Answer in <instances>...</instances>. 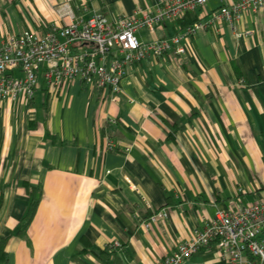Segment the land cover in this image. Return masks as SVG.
I'll return each instance as SVG.
<instances>
[{
  "label": "crops",
  "instance_id": "1",
  "mask_svg": "<svg viewBox=\"0 0 264 264\" xmlns=\"http://www.w3.org/2000/svg\"><path fill=\"white\" fill-rule=\"evenodd\" d=\"M65 1L0 0V41L66 25L56 11ZM69 1L77 16L98 12L109 21L155 12L159 3L93 0L84 12L80 0ZM220 6L208 0L137 35L169 37L213 20ZM233 25L215 20L184 39L185 53L131 65L116 101L79 78L54 94L42 75L32 99L0 100L5 264H158L217 208L264 197V6ZM26 184L40 201L21 232ZM157 210L168 215L147 227ZM114 241L121 246L101 255ZM181 264L224 261L210 245Z\"/></svg>",
  "mask_w": 264,
  "mask_h": 264
},
{
  "label": "built area",
  "instance_id": "2",
  "mask_svg": "<svg viewBox=\"0 0 264 264\" xmlns=\"http://www.w3.org/2000/svg\"><path fill=\"white\" fill-rule=\"evenodd\" d=\"M92 1L80 0L81 10L87 11ZM218 1L221 6L213 20L196 21L174 35L149 42L139 39L140 28L152 30L156 24L184 18L208 0H159L155 12L143 11L140 17L134 14L116 21L98 12L87 18L77 16L69 0L62 2L56 11L69 19L66 25H55L44 34L26 30L0 41V100L32 99L42 75L54 94L67 80L79 78L93 88L106 90L109 100L116 101L131 65L167 53L183 54L186 37L207 29L215 20H228L233 25L242 15L256 13L264 6V0ZM114 147L109 140L108 148ZM167 215L166 210H157L145 225L150 227ZM210 245L218 248L224 264H264V197L235 209L217 208L204 227L195 229L190 239L177 244L158 264H181Z\"/></svg>",
  "mask_w": 264,
  "mask_h": 264
},
{
  "label": "trees",
  "instance_id": "3",
  "mask_svg": "<svg viewBox=\"0 0 264 264\" xmlns=\"http://www.w3.org/2000/svg\"><path fill=\"white\" fill-rule=\"evenodd\" d=\"M188 14H186L184 16V19L187 17ZM182 19V18H181ZM27 188H28V192L30 194V204H29V208L27 209V212L24 216L23 222L21 224V232H23L24 230H26V228L28 227L29 223L31 222V220L33 219V216L36 213L39 201H40V197H37V195H35L36 192V188H34L33 186H30L28 184ZM10 238V234L9 235H2L0 236V264H5L8 262L9 260V255H8V251H7V243L8 240ZM121 245L118 246H113L112 244L110 245V247L105 248L102 252V254H106L108 256V254H113L114 250L117 249L118 247H120ZM105 260L107 261V263L109 264H114L109 262L108 258H105ZM118 259L116 258V260L114 259V262H116L117 264Z\"/></svg>",
  "mask_w": 264,
  "mask_h": 264
},
{
  "label": "rangeland",
  "instance_id": "4",
  "mask_svg": "<svg viewBox=\"0 0 264 264\" xmlns=\"http://www.w3.org/2000/svg\"><path fill=\"white\" fill-rule=\"evenodd\" d=\"M41 77H42V76L40 75V78H41ZM40 78H39V79H40ZM145 200H146V199H145Z\"/></svg>",
  "mask_w": 264,
  "mask_h": 264
}]
</instances>
